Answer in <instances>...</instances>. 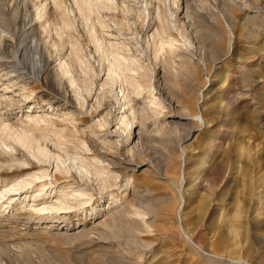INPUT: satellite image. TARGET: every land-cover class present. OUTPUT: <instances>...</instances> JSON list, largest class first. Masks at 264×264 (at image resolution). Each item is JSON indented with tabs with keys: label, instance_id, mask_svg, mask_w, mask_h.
Wrapping results in <instances>:
<instances>
[{
	"label": "rangeland",
	"instance_id": "rangeland-1",
	"mask_svg": "<svg viewBox=\"0 0 264 264\" xmlns=\"http://www.w3.org/2000/svg\"><path fill=\"white\" fill-rule=\"evenodd\" d=\"M9 1L5 9L14 5ZM115 1L116 23L125 30L111 22V11L101 18L113 39L141 62V70L128 73L139 90L105 82L100 57L76 20L77 31L64 38L79 43L93 69L87 75L71 63L76 95L58 70L71 45L60 48L54 30L61 20L55 12L48 13L42 41L51 72L39 79L31 74L32 52L15 60L0 48V95L13 98L0 101V119L26 127L63 158L77 155L91 164L97 159V167L110 175L104 190L72 167L70 173L36 181L35 190L22 193L21 199L28 198L22 204L17 193L12 197L17 204L0 200V264H264V0ZM125 7L133 9L129 16L121 11ZM146 7L151 17L145 16ZM18 8L22 22L26 10ZM173 10L179 11L174 19ZM165 13L171 35L159 40L173 38L179 50L165 48L158 55L153 45L160 42L150 36L165 24ZM32 40L27 35L14 47L23 52ZM83 83L92 91H84ZM120 107L127 115L136 109L132 136L116 120ZM30 115L47 124L37 126L27 120ZM55 131L63 134L66 153L53 145ZM15 154L30 159L19 147ZM3 163L0 155V191L42 170L55 173L48 161ZM40 184L47 193L89 190L93 200L73 210L36 213L31 207L45 202L34 192Z\"/></svg>",
	"mask_w": 264,
	"mask_h": 264
},
{
	"label": "bare ground",
	"instance_id": "bare-ground-1",
	"mask_svg": "<svg viewBox=\"0 0 264 264\" xmlns=\"http://www.w3.org/2000/svg\"><path fill=\"white\" fill-rule=\"evenodd\" d=\"M12 1H11V4H12ZM31 1L32 0H14V2H13L14 5L10 6V9L6 8L7 9L6 10L4 8V5L6 3H9L10 1L9 0H0V16H1L0 17L1 18L0 19V21H1L0 22V48H2L1 49L2 51L4 50V52L6 54H10V53L14 54L13 56H14L15 60L16 59L20 60V57H21L20 55L21 54L24 55L26 53V50L29 53L32 52L33 55L29 59V62H30L29 64L31 66L30 69L32 70L31 74L35 75L39 79L41 78V75L45 71L51 72L52 68H50L48 66V62H47L45 54H44V52H45L44 48H43L44 44L42 45V43H44V42H42V41L44 40L43 38H45L43 36V34L49 26V25L48 26H45V25L50 23L49 18H48V13H50V12L54 13L55 12L60 17V20H61V27L59 28L57 26L56 31L54 30V32L56 33V39L57 38L59 39L58 42H59L60 48L65 49V47L67 46V44H66L67 42L71 45L70 50L67 53L68 58H66V60L63 63L59 64L58 70L60 71L61 75L66 78V80L68 79L67 82L69 83L70 88H73L72 90H74V93L76 95H79V93L77 91L79 89H77V90L75 89V86H78V85L75 84L76 80H74V78L72 77L73 75H72L71 67H70L71 63H73V65H74V63H76V64L80 65L81 67H83V69L87 75L90 74L91 71H93L89 61L84 56L82 48L79 45V43L76 42L72 38H69L68 41H66L67 39L65 40V38H64V33H66V32L72 33V31L75 29L76 20H80L82 22V25L85 29L84 32L86 33L85 35L87 36L88 42L94 47L95 53L98 54L100 57L99 59L102 62L101 69L104 72V74H101V76L103 77L106 75L105 82L106 81L108 82L111 80L115 84L118 83V85H119V83L125 82V83H127V85H129L130 87H132L135 90L140 89L141 85L138 82H136L134 79H132L130 76H128V73L132 72V71L141 70L140 69L141 68V65H140L141 62H139L138 58H135V57H132L129 55V53H128L129 49L123 42L120 43L119 41L117 42V41H115V39H113L114 34H110V32H108V30H106V29H109L110 26L108 25L107 21H104V19L102 20V18H101L102 12H104V11L110 12L111 11L112 13L109 16V19L111 20V22L112 21L115 23L117 22L116 18L114 16L115 15L114 12L117 13V11L120 9V7L118 6V3L115 0H72L73 5L71 8H68L65 5L64 0H50V1L49 0H38V4H36V5H35V0H34V4H32ZM184 1L187 2V0H184ZM20 6H23L24 10H26L25 14L23 15L22 20H20L22 22H19V15H22V14L18 13L19 12L18 7H20ZM122 6H124V5H122ZM34 7H36V10L34 9L35 12L33 14V12L31 13L30 9H33ZM132 10L133 9H131V8L125 7V10L122 9L121 11L123 13L125 12V15L126 14L128 15L132 12ZM177 11H174L175 12L174 14L173 13L170 14V16L173 19L175 18V16H176L175 14H177ZM142 12H143V14L145 12H147V13H145V16L147 18L151 17L150 16L151 13H150V10L148 7H146L145 12L144 11H142ZM169 13H171V12H169ZM156 15H157L156 17L154 16L155 18H157V17H158V19L161 18L160 13L156 14ZM170 16L167 13L165 15V19H164L165 24L161 23L162 26L160 29H156V28H155L156 30L154 29L155 31L150 36V37H152L151 38L152 42H154V40L156 42V40H159V38L163 39L162 36L166 37L164 34L171 35V34H169L171 31L169 32V30H168V33H166L167 27L170 26L169 24L172 23V22L170 23V21L169 22L166 21V18H168ZM169 20H170V18H169ZM51 21H53V20H51ZM115 25L120 26V27H117V29H119V30L121 29L122 31H123V29L125 30V28L123 27V25L121 23L120 24L116 23ZM124 26H128V25L125 24ZM20 33H21V35H20ZM45 34H47V32H45ZM48 34L50 35V32H48ZM27 35L28 36L32 35L33 40L30 44L27 43V44H29V46H27V48L25 46L24 47V48H26L25 51L21 52L20 49L17 50L14 47V43H15V41L19 40L22 37H27ZM51 36H53V35L51 34L50 37ZM182 36L185 37L184 34H182ZM50 37H49V40L52 38V37L51 38ZM117 37H119V36H117ZM172 39L173 38L168 39L167 42L163 41V40H161V41L159 40L160 43L157 44L156 46L153 45L155 42L152 43L153 47L155 48L154 50H157V54L160 51H161L160 53H162V51L165 50V48H167V49L169 48L168 52H170V53H172L175 49L179 50V48L174 47L175 43H173ZM49 40H48V42H49ZM65 44H66V46H65ZM156 47H157V49H156ZM173 47H174V49H173ZM13 49L15 50L14 52H13ZM175 52H177V51H175ZM5 57L6 56L1 57V58H5ZM67 59H68V61H67ZM105 65H106V68H103V67H105ZM16 66L17 65H15V67ZM100 66H101V64H100ZM0 67H2V66H0ZM13 67H14V65H13ZM13 67H7L6 69L13 68ZM19 67H20V63H19ZM6 74L10 75V73H6ZM18 74H19L18 80L19 79L22 80L23 75H21V73H18ZM24 84H25V82H24ZM81 85H84L83 90L87 91V93L92 91L91 88H89V86H87L88 84L86 85V83L85 84L83 83ZM120 92L123 95V90H121ZM3 98L4 99H11L12 96L6 97L5 94L0 95V101ZM26 98H28V97H26ZM30 108L32 109V107H30ZM132 109L134 110V108H132ZM134 111H136V109ZM134 111H131V113H130L131 115H127L125 113V111H122V107H120V111H119L118 115L116 116V120H117L118 124L122 125L121 129H123V131L125 129H128L129 134H130L129 136H132V128H133V123H134L133 119L134 118L136 119V117H135L136 115H135ZM30 112L33 113L30 110L27 111L28 114ZM27 117H28L27 120L28 119H31L32 121L34 120V122H36V124L37 123L39 124V122L43 123L42 121L45 122L47 120V119L41 120L42 116L32 117L30 115ZM197 120H198V123H200L201 125L206 124L201 116L197 117ZM49 122H51V121L49 120ZM45 123L47 124V122H45ZM38 124H37V126H39ZM109 124L110 123L108 121H105V125H109ZM105 127H107V126H105ZM52 133H54L52 135L54 137L53 145H55L57 149L66 153V151H65L66 149L63 148V146L65 145V142H64L65 140H64L63 134H60L56 131L52 132ZM49 136L50 135H44L43 138L49 140V138H50ZM45 142H46V140H45ZM84 146L85 145L83 144V147ZM18 147L25 150L28 153L30 159H27V160L26 159H23V160L17 159V157H16L17 155L15 153H16ZM85 148H86V146H85ZM62 154L61 153L60 154L53 153L47 146H43L41 141L37 137H35L34 134L29 129H27L26 127L25 128L21 127V129L20 128L17 129L14 126H12L11 123L9 124L7 121L5 122V121L0 119V155L4 158V163H3L4 165L11 166L14 163H19L22 166H30L31 165L30 164L31 159H34V161L38 160V162H40L41 164H42V162H45V161H48L49 163L52 162L53 164H55V166H54L55 173L53 172L54 175H53V173L50 174L49 171H47V170H42V171H39L37 173L27 175L26 177L24 176L20 179L14 180L10 184L11 185L10 187H5L4 190L0 191V200L8 197V199L10 200L9 202H11V206H12L14 203L17 202L12 198L14 193H17L16 195L20 196L18 201H21L20 203L22 204V203L26 202V199H28L27 196H25L23 199H21L22 193H24L28 189L33 190L35 188L34 184L36 181H42V180H45L46 178H49V177H51V179H53V178H55L56 173H58V174L63 173V172L70 173L72 167H74L75 170L77 171V173L82 178L86 179L88 182H91L93 180V178H95L96 181H98L100 183L102 189L105 190L108 188V182H109V176L110 175H109V172L107 170H105L104 168L97 167L96 164H99L100 161H98L97 159H94L93 164H91V163H88L87 161L83 160L81 157H79L77 155H75V156L71 157V159H69L70 158L69 154L68 155L65 154V156H67V157H64V158H63ZM49 184L51 185L52 182H50ZM40 185H41L40 188H38L34 192H35V194L37 192L39 197L44 196L43 200H45V202L43 201L44 204L41 207H34V206L31 207L33 209V211H36V213H39V212L41 213L44 211H49L51 213H54V212L58 213L61 211L73 210L77 207H82L86 204H90L93 200V195L91 192H89V190H85V189L76 190V189L70 188L71 193L67 194L65 191V188H59L58 190L56 189L55 191L50 190V192L48 191L49 193H47V191L45 190L46 187L44 186V184H40ZM100 191H101V189H100ZM35 194H34V197L36 198L37 195H35ZM48 201H50V202H48Z\"/></svg>",
	"mask_w": 264,
	"mask_h": 264
}]
</instances>
